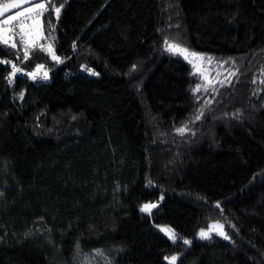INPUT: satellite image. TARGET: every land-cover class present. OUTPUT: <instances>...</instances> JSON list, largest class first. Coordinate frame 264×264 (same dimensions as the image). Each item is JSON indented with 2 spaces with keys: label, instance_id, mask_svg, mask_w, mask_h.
<instances>
[{
  "label": "trees",
  "instance_id": "1",
  "mask_svg": "<svg viewBox=\"0 0 264 264\" xmlns=\"http://www.w3.org/2000/svg\"><path fill=\"white\" fill-rule=\"evenodd\" d=\"M45 1L49 80L0 64V264H264V0ZM166 42L232 76L197 90Z\"/></svg>",
  "mask_w": 264,
  "mask_h": 264
},
{
  "label": "rangeland",
  "instance_id": "2",
  "mask_svg": "<svg viewBox=\"0 0 264 264\" xmlns=\"http://www.w3.org/2000/svg\"><path fill=\"white\" fill-rule=\"evenodd\" d=\"M46 4L45 0H37L34 3L31 2L27 5H24L6 15H4L0 22L7 20L8 23L6 25H2L4 32L2 37H7L8 31H16L17 35L23 37L22 41H20L23 48H29L36 45L38 42L42 41L45 37L42 31V23H41V12L38 8V5ZM25 15H29V19L25 20L24 22L20 23L17 26V20ZM12 17H16V19H12ZM17 27V28H14ZM43 38V39H42ZM168 45L175 46L172 52L178 53L182 55L186 60H188L194 67V70L198 73L200 77L199 84L197 85V90L201 92H209L216 88L218 85L224 83L232 76V70L230 69L229 65L222 60H216L213 57L206 56L204 54L194 52L186 46L177 45L174 43L169 42L166 47L169 49ZM186 50V51H178ZM45 50L51 51V45L47 44ZM195 54V55H193ZM156 202L148 201L143 203L140 206V209L144 205H151L155 204ZM156 205V204H155ZM219 220H212L206 227L200 228L197 235L201 230L205 232H209V235L216 234L221 238L225 239V235L227 236L224 227ZM160 230L170 238L169 232L175 235V230L166 224H161L158 226ZM168 230V231H165ZM200 237V236H199ZM228 237V236H227ZM228 239V238H227Z\"/></svg>",
  "mask_w": 264,
  "mask_h": 264
},
{
  "label": "built area",
  "instance_id": "3",
  "mask_svg": "<svg viewBox=\"0 0 264 264\" xmlns=\"http://www.w3.org/2000/svg\"><path fill=\"white\" fill-rule=\"evenodd\" d=\"M29 15H25L21 18H19L17 20V23L15 24L17 26V24L19 25L20 23L24 22L25 20H28ZM17 28V27H14ZM19 42L22 41L23 37L17 35ZM49 44V39L47 37H45L42 41L38 42L36 45L32 46V47H38L41 49H45L46 45ZM32 47L29 48H23L24 50V54L22 55V57L17 60L14 61L12 59H9L7 57H2L0 56V64L2 65H6L8 67V73L6 75V86L10 87L14 84L15 80L17 77L19 76H23V77H27L28 79L32 80V81H48L49 80V74L46 68V65L44 63H36L33 66H24L23 62L25 60V56L26 54L31 50ZM37 65H42L43 67L40 68L39 70L37 69ZM13 66H15L16 69H19V71L15 72L13 74ZM45 73H47V78H45ZM31 74H35V79L33 78V75Z\"/></svg>",
  "mask_w": 264,
  "mask_h": 264
},
{
  "label": "snow or ice",
  "instance_id": "4",
  "mask_svg": "<svg viewBox=\"0 0 264 264\" xmlns=\"http://www.w3.org/2000/svg\"><path fill=\"white\" fill-rule=\"evenodd\" d=\"M32 2L34 3L35 2V0H32ZM38 8L40 9V10H46L45 9V5H43V4H40V5H38ZM60 8H56L55 9V12H56V14H57V16L59 15V13H60ZM12 19H16V17H12ZM8 23V21L7 20H4V21H2V22H0V38H2V36H3V32H4V29H3V27H2V25H6ZM3 42L5 43V44H7L9 41L7 40V39H3ZM166 44H167V42H166ZM16 45L15 44H12V47H15ZM168 47H169V50H173V48L175 47V46H173V45H168ZM178 51H186V50H180V49H177ZM193 55H195V54H193ZM25 58H27V55L25 56ZM53 59H59L58 57H55L54 55H53ZM43 66L42 65H37V69L39 70L40 68H42ZM135 67V66H134ZM13 74L15 73V72H17V71H19V69H16L15 68V66H13ZM85 70L86 71H89V72H92V74L93 75H95L96 73L95 72H93L91 69H88V68H85ZM31 75H33V78L35 79V74H31ZM45 75V78H47V73H45L44 74ZM23 97V93H21V98ZM197 119H199V117H196ZM186 129L185 128H179V129H177V131L178 132H180L181 134H183V132L185 131ZM149 183H151V182H149ZM153 207H156V205L155 204H151V205H144L143 207H142V211H145V212H148V211H150V209L151 208H153ZM220 227H223V226H220ZM165 231H168V230H166L165 229ZM169 235H170V238L172 239V240H176L177 239V237L174 235V234H172L171 232H169ZM199 236H200V238L201 239H209L210 238V235H209V232H205L204 230H201V232L199 233ZM228 237L225 235V239H227ZM184 243H186V244H188V243H190V241H188V240H184ZM97 251H99V250H97ZM166 259H168L167 257H166ZM175 260H176V257L175 256H173L172 258H171V264H174V262H175Z\"/></svg>",
  "mask_w": 264,
  "mask_h": 264
},
{
  "label": "water",
  "instance_id": "5",
  "mask_svg": "<svg viewBox=\"0 0 264 264\" xmlns=\"http://www.w3.org/2000/svg\"><path fill=\"white\" fill-rule=\"evenodd\" d=\"M31 2L32 0H6L3 3H0V18Z\"/></svg>",
  "mask_w": 264,
  "mask_h": 264
}]
</instances>
